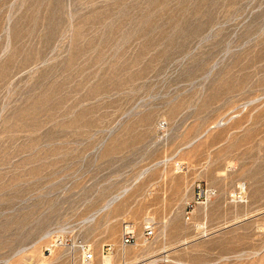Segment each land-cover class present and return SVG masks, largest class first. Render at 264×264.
I'll list each match as a JSON object with an SVG mask.
<instances>
[{
  "label": "rangeland",
  "instance_id": "obj_1",
  "mask_svg": "<svg viewBox=\"0 0 264 264\" xmlns=\"http://www.w3.org/2000/svg\"><path fill=\"white\" fill-rule=\"evenodd\" d=\"M81 244L264 264V0H0V264Z\"/></svg>",
  "mask_w": 264,
  "mask_h": 264
},
{
  "label": "built area",
  "instance_id": "obj_2",
  "mask_svg": "<svg viewBox=\"0 0 264 264\" xmlns=\"http://www.w3.org/2000/svg\"><path fill=\"white\" fill-rule=\"evenodd\" d=\"M154 235V228L151 226H147L144 228L142 239L145 241H149ZM137 236L134 232L133 226L128 223H124L122 230H121V244L123 246L128 245H135L137 243ZM81 258L80 264H95V255L94 253L88 248L87 245L81 244ZM110 250L109 246H106L105 253H108ZM157 264H171L170 261L164 260Z\"/></svg>",
  "mask_w": 264,
  "mask_h": 264
},
{
  "label": "bare ground",
  "instance_id": "obj_3",
  "mask_svg": "<svg viewBox=\"0 0 264 264\" xmlns=\"http://www.w3.org/2000/svg\"><path fill=\"white\" fill-rule=\"evenodd\" d=\"M118 196H119V195H118ZM118 196H117V197H118ZM115 197H116V196H115ZM119 197H120V196H119ZM112 199L114 200L115 198H112ZM108 257H109V256H105L104 258H108Z\"/></svg>",
  "mask_w": 264,
  "mask_h": 264
}]
</instances>
